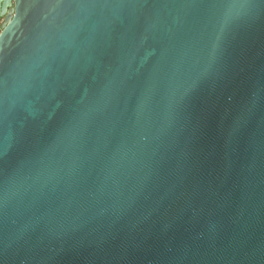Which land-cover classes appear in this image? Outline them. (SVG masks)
<instances>
[{"label": "water", "instance_id": "95a60500", "mask_svg": "<svg viewBox=\"0 0 264 264\" xmlns=\"http://www.w3.org/2000/svg\"><path fill=\"white\" fill-rule=\"evenodd\" d=\"M0 16V264H264V0Z\"/></svg>", "mask_w": 264, "mask_h": 264}, {"label": "flooded vegetation", "instance_id": "af4514ba", "mask_svg": "<svg viewBox=\"0 0 264 264\" xmlns=\"http://www.w3.org/2000/svg\"><path fill=\"white\" fill-rule=\"evenodd\" d=\"M12 1H13V0H10L11 3H12ZM11 7H12V5L9 6V7H6V13H5V15H7V14L9 13ZM0 17H2V19H4V16H0Z\"/></svg>", "mask_w": 264, "mask_h": 264}, {"label": "rangeland", "instance_id": "374dc122", "mask_svg": "<svg viewBox=\"0 0 264 264\" xmlns=\"http://www.w3.org/2000/svg\"><path fill=\"white\" fill-rule=\"evenodd\" d=\"M2 23H3V19H2V17H0V26Z\"/></svg>", "mask_w": 264, "mask_h": 264}]
</instances>
